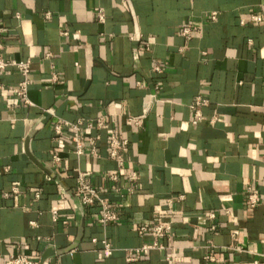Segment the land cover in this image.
Returning <instances> with one entry per match:
<instances>
[{"label": "crops", "instance_id": "obj_1", "mask_svg": "<svg viewBox=\"0 0 264 264\" xmlns=\"http://www.w3.org/2000/svg\"><path fill=\"white\" fill-rule=\"evenodd\" d=\"M0 21V57L30 60L29 101L22 70L0 69V264H264V0H0ZM60 119L83 121L82 154ZM79 172L115 221L81 203ZM156 221L170 232L140 231Z\"/></svg>", "mask_w": 264, "mask_h": 264}, {"label": "built area", "instance_id": "obj_2", "mask_svg": "<svg viewBox=\"0 0 264 264\" xmlns=\"http://www.w3.org/2000/svg\"><path fill=\"white\" fill-rule=\"evenodd\" d=\"M47 14H50L49 12ZM212 18H216L217 16V11H213L211 13ZM100 17L103 19L104 18V13L103 10L100 9ZM262 20V16L260 12H252L249 17H242L241 22L246 23L248 21L250 22H259ZM4 27L0 21V35L1 32L3 31ZM63 33H67L66 31H63ZM183 33L190 37L192 33V24H186L183 27ZM1 46V44H0ZM9 63H13L17 65L23 72L24 78L20 81L19 83V90L18 93L25 98L26 101H29L27 97V91H28V85H29V71H30V60H24V61H8L0 57V69H3L5 66H7ZM2 88V83L0 81V90ZM208 103V98L206 97L205 93L200 92L196 95L194 101L190 104V106L195 110L196 118L195 121L199 120L202 118V112H201V105H205ZM98 125L103 124L102 118H98L97 120ZM136 123H139V120L136 121ZM92 122L88 123V126H91ZM65 126L70 127L71 133L69 134L68 138L71 142H73L75 146V150L78 154H82L84 152V143L82 141V131H83V121L81 119H78L77 121H62L61 119L58 120V122L55 125V129L58 133H62L63 129ZM97 136H91L89 141L92 144V151H96L95 147V141ZM128 143L127 138H120L117 135H111L110 138V145H111V155L115 158L118 157L119 150L121 148H124ZM55 160L59 161L61 160V155L59 153L54 154ZM120 166L123 167V161L122 159L119 162ZM123 172H125L122 169ZM128 176L131 179H136L137 178V172L135 170H130L127 171ZM113 178H117L116 174L112 175ZM50 179V177H48ZM77 191L80 196V200L82 204H93V203H98L100 207V217L99 221L102 224H107L109 222L115 221L118 218V213L115 208L112 207L110 201L106 196H104L101 191L96 188L93 184L88 182L84 176L83 172L78 173L77 177ZM249 198L251 199L252 205H254L257 202V192L255 191L253 186H249ZM12 191L14 192H19V187L18 185H14L12 187ZM8 195V192L5 193ZM169 200V199H168ZM63 204L61 203L60 205L53 206L51 211L53 213L54 219L58 218L59 211L62 209ZM209 215L211 217L215 216L214 212H210ZM140 231H150L151 233L155 235H160L163 233H169L171 230V225L170 223H166L163 221H156L152 224H142L139 227ZM96 239V238H94ZM103 247L98 251L99 257L103 258L106 256H109L113 253L115 247L112 245L110 240L108 238H103L102 239ZM152 247H162L158 242H153V243H147L142 245L141 247L137 248H131L130 250H146ZM210 251L209 254L207 255L208 260H215V255H214V250L215 248L213 246H210ZM130 259H134V257H129ZM8 264H38L39 261L32 257L31 255L24 253V252H18V253H13L10 254L8 257Z\"/></svg>", "mask_w": 264, "mask_h": 264}]
</instances>
